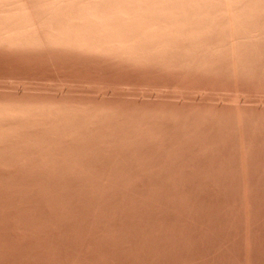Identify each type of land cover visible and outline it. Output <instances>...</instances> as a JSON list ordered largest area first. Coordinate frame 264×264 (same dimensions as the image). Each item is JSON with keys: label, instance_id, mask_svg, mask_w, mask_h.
<instances>
[{"label": "rangeland", "instance_id": "374dc122", "mask_svg": "<svg viewBox=\"0 0 264 264\" xmlns=\"http://www.w3.org/2000/svg\"><path fill=\"white\" fill-rule=\"evenodd\" d=\"M38 52L41 56L34 57ZM38 52L15 51L16 60L13 53L0 52V64L5 62L0 65V96L69 97L68 101L114 105L118 112L102 121L104 126L88 135L85 145L80 143L85 148L67 159L44 162L33 151L0 168V264H264V48L257 68L238 74L226 62L201 69Z\"/></svg>", "mask_w": 264, "mask_h": 264}, {"label": "bare ground", "instance_id": "6f19581e", "mask_svg": "<svg viewBox=\"0 0 264 264\" xmlns=\"http://www.w3.org/2000/svg\"><path fill=\"white\" fill-rule=\"evenodd\" d=\"M263 48H264V0H0V52L5 51L6 54H7V52L13 53L15 51L16 52L17 51H23V52L24 51L25 52L26 51H37L38 52L39 50H43V51H46V53H47V51H50V52L51 51H56V52L57 51H64V52L77 53L79 55L83 54V55L96 56V61H97L98 57H99L98 58L99 60H100V57H104V58H109V61H110V59H115V60H119L118 62L123 61L125 63L126 62H133V63H140V64H150V63L151 64H153V63L158 64V63H160V64H165V65L166 64L167 65H179V66L187 67V68L195 67V68H201V69L202 68H210L211 66L215 65L218 62H226L227 65L230 67L231 71H234L237 73L238 70H246V71L247 70L248 71L255 70L257 68V66H256L257 61L260 58V56H262L261 51ZM41 53L42 52H40V55H39V52H38V55H34V57L41 56ZM43 53H45V52H43ZM55 53L54 54L52 53V54L55 55ZM13 54H14L13 55L14 59L16 60V56H18V54H16V53H13ZM21 54H19V56H22ZM29 54H32V53H29ZM49 54H51V53H49ZM67 54H66V56H67ZM25 55L27 56V54H25ZM25 55H24V57H25ZM45 55L46 54L43 55V57H42L43 59L47 56V55L46 56ZM7 56H8V54H7ZM28 56L32 57L30 55H28ZM49 56H51V55H49ZM3 57L4 56H2V58ZM11 57L12 56H10V58ZM29 57H27V58L29 59ZM60 58H61V56H60ZM86 58H87V56H86ZM23 60L24 59H22V63L21 62H19V63L23 64ZM39 60H40V58H39ZM54 60H56V59H54ZM66 60H68V59H66ZM26 61L28 62L27 59H26ZM35 61H37V60L35 59ZM44 61H45V59H44ZM69 61L70 60H68V62ZM71 61L73 62V60H71ZM78 61H80V60H78ZM90 61H89V63H91ZM2 62L5 63L4 61H2ZM48 62H47V64H48ZM52 62H54V61L52 60ZM102 62H105V61H102ZM113 62H115V61H113ZM118 62H117V64H118ZM3 63L0 65H3ZM35 63H37V62H35ZM74 63H76V62H74ZM78 63H80V62H77V64ZM106 63H108V59H107ZM11 64H12V60H11L10 65ZM15 64L18 65V62ZM28 64H29V62H28ZM50 64H52V63H50ZM101 64H103V63H101ZM93 65H95V64H93ZM111 65H113V64H111ZM13 66H14V64H13ZM75 66H77V65H75ZM80 66H82V64ZM89 66L93 67L92 65H89ZM107 66H108V64H107ZM123 66H122L121 71L124 70ZM105 67L103 69H105ZM113 67H114V65H113ZM130 67H131V65L129 66V68ZM95 68H96V66H95ZM97 68L100 69L101 67H97ZM136 68H137V70H139L138 66ZM115 69L117 70V68H115ZM134 70L133 69L128 70V72L129 71L133 72ZM167 70H169V69H167ZM183 70H185V69H183ZM152 71H153V69H152ZM141 72L142 71L140 70V73ZM144 72L147 73L146 70ZM163 72L166 74V71H163ZM134 73H139V72L136 71ZM149 73H151V72H149ZM155 73H157V72H155ZM160 73H162V72H160ZM160 73L158 72V74H160ZM143 74H145V73H143ZM151 74H154V73H151ZM187 74H186V76H187ZM229 75H230V73H229ZM162 76H165V75H162ZM169 76H170V74H169ZM167 77L165 76V78H167ZM170 77H172V76H170ZM222 77H224V76H222ZM225 77H227V76H225ZM234 79L236 80V78H234ZM5 94H7V93H5ZM12 94H14V93H12ZM21 95L19 97H15V96L10 97V96H6V95L0 96V168H2V169L5 166V163H7V162L13 163L19 158L20 159L24 158L26 156V154L27 155L33 154L34 153L33 151H37V153H40L39 155L42 157V158L40 157V160H43L44 162L48 161V159H63V158L67 159V157L71 153L80 152L79 150L81 148H85L84 145L87 143V141L85 139L87 138L88 135H91V133H93L94 131L97 132V129L104 126L102 121L109 119L110 116H112L118 112L116 106H114V105L110 106V104H109V106H107V104L103 105L102 104L103 102L102 103L100 102L101 104H99V103L96 104L97 101L94 102V104H88L89 102L88 103L79 102V100L74 102L75 100L68 101L69 97H68V100L66 101L63 99L61 100V98L55 99L53 97V94L51 96L53 98H37V97H35L36 96L35 94H33V96H32L33 98H30L29 96H28V98H26V97H21ZM82 99L84 100L85 98H82ZM105 103H106V101H105ZM123 105L124 104L120 105V107ZM129 105H132V104H129ZM157 105H156V107H157ZM141 106H143V105H141ZM153 106L154 105H152V107ZM124 107L128 108V106H126V105ZM148 107H149V105H148ZM118 108H119V106H118ZM121 108L124 109L123 107H121ZM137 108L139 109V105ZM137 108H135V109H137ZM140 108H142V107H140ZM155 109H157V108H155ZM168 109H169V107H168ZM180 109H182V108H180ZM120 111H121V109H120ZM186 111H188V110H186ZM190 111H191V109H190ZM135 112H137V111H135ZM145 112H146V110H145ZM140 118H142V117H140ZM192 118H194V117H192ZM116 122H118V120ZM174 122H175V120H174ZM163 123H166V122H163ZM108 126H109V124H108ZM165 126H166V124H165ZM214 126H215V123H214ZM166 127L168 128V126H166ZM150 128H151V126H150ZM205 128H206V126H205ZM226 129H227V127H226ZM110 131H111V129H110ZM179 132L181 133V131H179ZM202 132H204V131H202ZM212 132H214V131H212ZM124 134H125V132H124ZM152 134H153V132H152ZM176 137H178V136H176ZM81 142H83L84 145H83V143L81 145L80 144ZM178 143H180V142H178ZM184 145H185V143H184ZM172 146H174V145H172ZM187 146L185 148H187ZM155 147H157V146H155ZM111 148H113V147H111ZM149 149H151V148H148V150ZM173 149L175 150L176 147ZM111 150L112 149H110V151ZM197 151L195 149V152H197ZM116 152H118V151H116ZM99 157H102V156H99ZM85 158H86V156H85ZM189 158L191 159V157H189ZM193 158H195L194 155H193ZM72 160H74V159H72ZM100 160H102V159H100ZM150 161H152V160H150ZM26 162H28V161H26ZM33 163L34 162H32V164ZM150 163H152V162H150ZM39 164H41V163H39ZM80 164L82 165L81 162H80ZM90 164H91V162H90ZM108 164H110V163H108ZM19 165H20V162H19ZM67 165H69V164L67 163ZM101 166H103V165H101ZM134 166H136V165H134ZM176 166H177V164H176ZM15 167H16V165H15ZM181 167H182V165H181ZM50 168H49V170H50ZM63 168L65 169V167H63ZM162 168L163 167H161V169ZM8 169H10V168L8 167ZM112 169H113V167H112ZM126 169H128V168H126ZM10 170H13V169H10ZM143 170H145V168ZM59 171H58V173H59ZM40 172H42V171H40ZM65 172H67V171L65 170ZM85 172H84V174H85ZM142 172L144 173V171H142ZM145 172H147V171L145 170ZM152 172L154 173V171H152ZM58 173H56V174H58ZM160 173L162 174V172H160ZM5 174H7V173H5ZM24 175H26V174H24ZM137 175H139V174H137ZM141 175H143V174H140V176ZM89 176H91V175H89ZM112 176H114V175H112ZM165 176H166V174H165ZM48 177H49V174H48ZM78 177H80V175ZM106 178H108V177H106ZM110 178H112V177H110ZM115 178H117V177H115ZM119 178H121V177H119ZM144 179H146V178L144 177ZM169 179H171V178H169ZM24 180H25V178H24ZM61 180H63V179H61ZM161 180H163V179H161ZM53 181H55V180H53ZM121 181L119 180V182H121ZM165 181H167V180H165ZM100 182H99V184H100ZM111 182H113V181H110V184H112ZM137 182H139V181H137ZM96 183H98V182H96ZM122 183H123V181H122ZM128 183H129V181H128ZM130 183H132V182H130ZM88 184L90 186V183H88ZM115 184H116V182H115ZM93 185H94V183H93ZM22 186H23V184H22ZM128 186H131V185H128ZM0 187H2V186H0ZM50 187H52V186H50ZM78 187H80V186H78ZM81 187H83V186H81ZM103 187H105V185ZM10 190H11V188H10ZM10 190H8V191H10ZM44 190H46V189L44 188ZM109 190H111V189H109ZM126 190H127V188H126ZM91 191H93V188ZM123 191L125 192V190H123ZM105 192H107V191H105ZM43 193H45V192H43ZM129 193H132V192H129ZM54 194H57V193L54 192ZM94 194H95V192H94ZM101 194H100V196H101ZM110 195H112V194H110ZM35 197L36 196H34V198ZM38 197H40V196L38 195ZM80 197H82V194L80 195ZM127 197H129V196H127ZM133 197H134V195H133ZM154 197H155V195H154ZM34 198H32V200ZM41 198H42V196H41ZM41 198H40V200H42ZM144 198H145V196H144ZM53 199H54V197H53ZM113 199H115V198H113ZM122 199H124V198H122ZM152 199H153V197H152ZM40 200H39V202H40ZM80 200H81V198H80ZM29 201H30V199H29ZM126 201H127V199H126ZM23 202H21V203H23ZM59 202H60V200H59ZM73 202H74V200L72 201V203ZM107 202H109V200ZM131 202L133 203V201H131ZM64 203H65V201H64ZM116 203H118V202H116ZM41 204H42V202H41ZM53 204H54V202H53ZM81 204H83V203H81ZM123 204H124V202H123ZM32 205H33V203H32ZM84 205H86V204H84ZM25 206H27V205H25ZM77 206H79V205L77 204ZM88 206H90V205H88ZM33 207H31V208H33ZM79 207H81V206H79ZM20 208H21V206H20ZM105 208H107V206ZM46 209H47V207H46ZM5 210H7V209H5ZM59 210H61V209H59ZM49 211H50V209H49ZM19 212H21V211H19ZM24 212H26V211H24ZM52 212H53V210H52ZM67 212H69V211H67ZM13 213L14 212H12V215H13ZM17 213H18V211H17ZM26 213H28V212H26ZM125 213H127V212H125ZM129 213L130 212H128V214ZM34 214H35V211H34ZM21 215H22V213H21ZM35 215H37V214H35ZM131 215H132V213H131ZM27 216H25V217L27 218ZM48 219H50V218H48ZM57 219H59V218H57ZM16 220H15V223H16ZM20 221H21V219H20ZM41 221H42V219H41ZM19 223H21V222H19ZM44 224H47V223H44ZM68 224H69V222H68ZM54 226H56V225H54ZM13 227H14V225H13ZM16 227H17V224H16ZM36 227H38V225ZM24 228H25V226H24ZM31 231H32V229H31ZM33 234H34V232H33ZM20 236H23V235L20 234ZM23 237H25V236H23ZM18 238H19V236H18ZM30 239L31 238H29L28 240H30ZM21 240L22 239H20L19 241L23 243V241H21ZM31 240H33V239H31ZM12 241H14V240H12ZM0 252H2V251H0ZM6 257H8V255Z\"/></svg>", "mask_w": 264, "mask_h": 264}]
</instances>
